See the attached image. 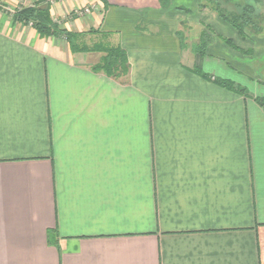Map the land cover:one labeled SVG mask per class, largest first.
<instances>
[{
  "label": "crops",
  "instance_id": "crops-1",
  "mask_svg": "<svg viewBox=\"0 0 264 264\" xmlns=\"http://www.w3.org/2000/svg\"><path fill=\"white\" fill-rule=\"evenodd\" d=\"M39 1L0 0V264H264V35L196 2L52 3L69 31H100L81 47L126 51L117 80L102 52L15 19ZM207 25L202 56L188 41Z\"/></svg>",
  "mask_w": 264,
  "mask_h": 264
},
{
  "label": "trees",
  "instance_id": "trees-1",
  "mask_svg": "<svg viewBox=\"0 0 264 264\" xmlns=\"http://www.w3.org/2000/svg\"><path fill=\"white\" fill-rule=\"evenodd\" d=\"M161 9H169L172 5L173 0H157ZM225 5H229L232 0H223ZM104 7L108 5V0H101ZM245 4L240 8V12L229 11L226 7L222 6L220 0H200L199 9H210L215 12L223 21L231 25L244 39L253 40L254 38L261 37L264 35L263 28V16L256 14V9L252 5L250 0H245ZM240 7V5H238ZM183 11L191 13L189 9L180 8ZM15 19L23 24H31L41 36H64L68 41L74 44V48L79 50H94L99 51L104 54L101 62L94 67L97 72L105 73L106 75L114 78L121 79L129 75L130 63L128 60V55L124 49L119 46L112 45V43L99 42L95 43L93 47L80 46V39L88 34L100 33L99 30H91L89 32L77 33L70 32L54 21L51 13V5L46 2V0H40L37 2L36 6L31 7H21L14 15ZM215 31L210 26H205L201 40L198 44L193 45V50L199 55L206 56L209 44L215 39ZM182 34V33H181ZM103 35V33H102ZM104 36V35H103ZM216 37H219L216 35ZM183 34L181 35V42L183 46L186 43L183 40ZM221 39L230 45L234 50L239 51V47L235 46L233 41L229 38ZM243 53L247 54L245 51ZM196 72H202L197 69ZM205 77L208 75L203 74ZM219 84L225 88L233 89L241 94L246 95V90L233 83L230 80L215 79ZM261 106L264 107V101L261 99H256ZM53 232V231H51ZM55 232V231H54ZM50 233L49 235H51Z\"/></svg>",
  "mask_w": 264,
  "mask_h": 264
},
{
  "label": "rangeland",
  "instance_id": "rangeland-1",
  "mask_svg": "<svg viewBox=\"0 0 264 264\" xmlns=\"http://www.w3.org/2000/svg\"><path fill=\"white\" fill-rule=\"evenodd\" d=\"M66 1H68V0H46V2L47 3H49L50 5L52 4V3H55V2H61V3H65ZM87 1V6H84V7H80V8H76L73 12H72V14H74L76 17H85L86 15H89V14H91V13H93V12H97V13H100L101 11H100V8H101V6H99V5H101L100 4V2H101V0H86ZM100 1V2H99ZM185 2L186 4H190L189 2H196V3H199L200 4V0H185V1H182V0H178V2ZM221 1V3H222V6H224V7H226L229 11H232V12H240L241 10H240V8L246 3L245 2V0H232L231 2H230V4L229 5H225V4H223L224 3V1L223 0H220ZM249 1V0H248ZM251 2H249V3H251L252 5H254V7H255V9H256V14H258L259 16H263V18H264V0H250ZM95 3V4H91V3ZM102 3V2H101ZM89 5V6H88ZM238 5H240V7H238ZM52 6V5H51ZM187 6H192V5H187ZM86 8H92V10H91V12L90 13H85V9ZM103 11V10H102ZM199 11H200V14H199V16H201V17H203L204 15H206V14H208V15H210L211 17H219L215 12H213L212 10H210L209 8L208 9H204V11L203 10H200L199 9ZM197 12H198V10H197ZM206 13V14H205ZM53 17V16H52ZM54 19V18H53ZM54 21H56L57 23H59L61 26H62V28H65L63 25H62V23L63 22H61V21H59V20H56V19H54ZM263 24V28H264V21L262 22ZM211 25H212V23H211ZM208 26V25H207ZM221 26H223V24H221ZM228 29H229V26L230 27H232L231 25H229L228 23H227V25H225ZM211 28H212V26H210ZM214 28V27H213ZM212 28V29H213ZM233 28V27H232ZM65 29H67V28H65ZM182 29L184 30V33H186L188 36H189V34H190V32L188 31V25H185L184 24V26L182 27ZM68 30V29H67ZM69 31V30H68ZM70 32H72V31H70ZM215 33V37L214 38H217L216 37V35H217V33L216 32H214ZM228 33L229 32H227L226 33V31L225 30H223V33L222 34H224V36H229L228 35ZM193 34V33H192ZM203 34V33H202ZM202 34H201V36H200V38L199 39H196V40H194V41H188L190 44H198L199 42H200V40H201V37H202ZM218 36V35H217Z\"/></svg>",
  "mask_w": 264,
  "mask_h": 264
},
{
  "label": "built area",
  "instance_id": "built-area-1",
  "mask_svg": "<svg viewBox=\"0 0 264 264\" xmlns=\"http://www.w3.org/2000/svg\"><path fill=\"white\" fill-rule=\"evenodd\" d=\"M91 10H92V8H86V9H85V13H90Z\"/></svg>",
  "mask_w": 264,
  "mask_h": 264
}]
</instances>
